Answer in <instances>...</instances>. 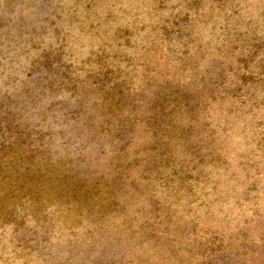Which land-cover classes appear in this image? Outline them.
Listing matches in <instances>:
<instances>
[{
	"label": "rangeland",
	"instance_id": "1",
	"mask_svg": "<svg viewBox=\"0 0 264 264\" xmlns=\"http://www.w3.org/2000/svg\"><path fill=\"white\" fill-rule=\"evenodd\" d=\"M106 55L130 63L135 88L150 64L182 83L192 74L202 108L193 143L176 147L191 163L175 189L157 159L115 196L98 179L109 169L74 128L70 87ZM13 120L39 157H71L93 178L77 199L48 179L16 198L0 217V264H264V0H0V138Z\"/></svg>",
	"mask_w": 264,
	"mask_h": 264
},
{
	"label": "trees",
	"instance_id": "2",
	"mask_svg": "<svg viewBox=\"0 0 264 264\" xmlns=\"http://www.w3.org/2000/svg\"><path fill=\"white\" fill-rule=\"evenodd\" d=\"M93 12L95 13L90 11V14ZM109 19L110 16L107 20ZM164 28L169 32L167 26ZM115 42L114 37L110 43L114 45ZM106 46L102 47V50L112 56L111 49L108 50L111 47L107 44ZM111 60L112 58L107 59V55L99 56L95 60L96 68L88 74L86 80L81 82L77 80V84L73 82L70 87V98L79 95L80 91V99L70 109L74 128H80L84 133L83 137H88L85 150L93 152L96 149L98 156L96 160H105L101 163L109 169L97 178L105 184L107 180H112L110 184L114 187L111 194L115 196L116 181L125 178L129 181L127 179L132 177L133 170L136 173L143 161L147 166L151 159L155 162L157 159V164H164L162 166L168 168L167 177L170 176L171 179L165 183L172 186L173 190L176 187L175 183L179 181L184 183L183 178L189 172L186 167L191 163L189 161L184 164V161L177 160L176 147L178 145L190 147V144L187 146V142L194 138L198 112L202 108L198 90L192 87V74L188 72L187 75L184 74L182 83V73L179 81H176L177 75L169 77L167 73H162L157 64L153 66L150 64L147 69L145 68V72L138 76V85L135 88L136 76L134 72L129 71L130 63H125L126 60L120 59L118 55ZM180 61L185 72L193 68L188 64L189 59L182 58ZM52 83L51 81L49 84ZM154 83L156 88L152 90L154 86L151 85ZM96 90L100 92L99 99L94 96ZM141 91L147 94L146 98ZM14 121L6 123V133L9 135H2L0 138V217L2 215L14 217L15 199L20 201L33 190L32 185L36 187L39 182L47 179L52 183L64 185L63 193L71 192L77 199L82 194L84 184L91 182L90 178L93 177L87 176L83 166L79 167L80 164H76L77 161L71 157L70 168L65 164H62L63 167L58 162L51 164L52 159L39 157L44 154L41 151L42 145L34 149L29 134H26L27 129L13 126ZM1 130L0 126V132ZM158 148L160 151H156ZM10 155L11 158L8 157ZM88 156L91 158L92 154ZM162 158L163 161L160 162ZM157 164L154 165V169L158 168ZM111 168H116L119 172L111 174ZM33 170V173H28ZM50 173H53L52 176L48 175ZM135 178L137 180V177ZM188 179L190 177L187 181ZM157 189L155 183L152 193L155 203ZM85 195L91 198L87 191ZM87 201L91 203L92 208L91 200ZM16 219L14 221L19 225L18 218ZM91 241L90 239V244L93 243ZM112 251L114 252L112 249L109 250L111 258Z\"/></svg>",
	"mask_w": 264,
	"mask_h": 264
}]
</instances>
